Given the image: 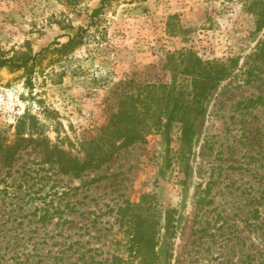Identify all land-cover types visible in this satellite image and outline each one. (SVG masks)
<instances>
[{
  "label": "rangeland",
  "instance_id": "1",
  "mask_svg": "<svg viewBox=\"0 0 264 264\" xmlns=\"http://www.w3.org/2000/svg\"><path fill=\"white\" fill-rule=\"evenodd\" d=\"M248 1L0 0V58L37 57L0 69L3 143L29 115L45 144L83 160L82 144L99 138L124 95L175 83L171 55L238 61L206 103L189 156L166 118L80 177L63 175L43 146L11 166L0 154V264H130L119 212L147 196L163 215L156 264L264 263V68L253 60L264 30L244 13Z\"/></svg>",
  "mask_w": 264,
  "mask_h": 264
},
{
  "label": "trees",
  "instance_id": "2",
  "mask_svg": "<svg viewBox=\"0 0 264 264\" xmlns=\"http://www.w3.org/2000/svg\"><path fill=\"white\" fill-rule=\"evenodd\" d=\"M244 13L252 18L255 32L264 30V0H249L243 8ZM100 10L97 12V14ZM177 17L169 18L168 26ZM72 39L65 49L72 48L78 41ZM36 56L25 54L19 59L0 58V69L19 70L36 65ZM264 68V40L258 46L253 58ZM236 59L227 61H203L194 52L187 51L173 54L168 58L167 68L173 74L172 83H149L140 86L135 93L124 95L119 102L118 110L109 123L100 129L98 139L82 144L85 150L84 159L73 156L61 149L59 145L52 147L45 142L41 125L29 115L18 121L15 140L12 144L0 142V154L3 162L11 166L17 154L30 144L43 146L44 155L58 166L66 176L80 177L90 170L103 167L110 162L121 149L142 142L148 135L159 132L166 118L165 129L170 135L172 127L177 124L181 131V153L183 157L192 152L193 142L197 133V123L204 116L206 103L212 93L227 79L237 66ZM259 67V66H258ZM264 71V69H263ZM180 78V82L176 79ZM153 198L147 196L137 205L128 204L120 209L121 228H127L130 235L128 250L130 264H156L158 246V227L162 219L158 215ZM167 228H171L173 216L171 212L164 214ZM126 261L115 257L114 264ZM264 264V263H262Z\"/></svg>",
  "mask_w": 264,
  "mask_h": 264
}]
</instances>
